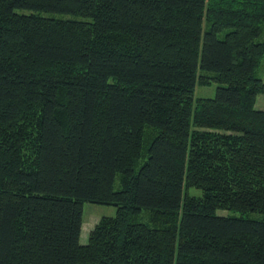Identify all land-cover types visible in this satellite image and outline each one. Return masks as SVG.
I'll use <instances>...</instances> for the list:
<instances>
[{"label": "trees", "instance_id": "trees-1", "mask_svg": "<svg viewBox=\"0 0 264 264\" xmlns=\"http://www.w3.org/2000/svg\"><path fill=\"white\" fill-rule=\"evenodd\" d=\"M263 27L264 0H0V264H264ZM84 201L116 212L81 242Z\"/></svg>", "mask_w": 264, "mask_h": 264}, {"label": "rangeland", "instance_id": "rangeland-1", "mask_svg": "<svg viewBox=\"0 0 264 264\" xmlns=\"http://www.w3.org/2000/svg\"><path fill=\"white\" fill-rule=\"evenodd\" d=\"M55 16L67 17V15L55 14ZM260 40L264 41V27L262 28V34ZM256 76L261 77L264 80V58L258 69L256 70ZM218 83L216 81H212L210 84H199L195 89L196 97H213L215 94V90ZM264 100V94L257 95V106L261 105L260 100ZM144 156L141 157L135 165V169H138L139 165L143 161ZM119 184V174L115 177V186L118 187ZM191 193H197L198 190L194 187H190ZM222 210H219L221 212ZM116 212V206L112 204H102V203H94L90 201L83 202V225L80 235V241H85L88 238L89 230L93 227L95 222L102 215H114ZM224 213V212H223ZM251 217H259L260 213L252 212L249 214ZM87 237L85 238V236Z\"/></svg>", "mask_w": 264, "mask_h": 264}, {"label": "crops", "instance_id": "crops-1", "mask_svg": "<svg viewBox=\"0 0 264 264\" xmlns=\"http://www.w3.org/2000/svg\"><path fill=\"white\" fill-rule=\"evenodd\" d=\"M256 101H257V98H256ZM260 102H261V105L257 106V102H256V103H255V106H256L257 108L264 109V100L261 99ZM86 237H87V235L85 236V238H86ZM85 241H86V240H85ZM85 241H82V242H85Z\"/></svg>", "mask_w": 264, "mask_h": 264}]
</instances>
